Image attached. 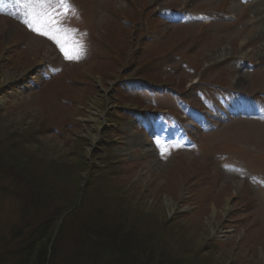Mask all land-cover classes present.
<instances>
[{
    "label": "rangeland",
    "instance_id": "1",
    "mask_svg": "<svg viewBox=\"0 0 264 264\" xmlns=\"http://www.w3.org/2000/svg\"><path fill=\"white\" fill-rule=\"evenodd\" d=\"M257 1L0 0L1 147L49 176L69 243L108 200L116 223L191 264H264ZM72 10L83 13L67 43L83 53L68 60L24 21ZM22 194L0 184V253L14 228L23 237L47 223L32 214L27 225Z\"/></svg>",
    "mask_w": 264,
    "mask_h": 264
},
{
    "label": "trees",
    "instance_id": "2",
    "mask_svg": "<svg viewBox=\"0 0 264 264\" xmlns=\"http://www.w3.org/2000/svg\"><path fill=\"white\" fill-rule=\"evenodd\" d=\"M1 145L0 141V184L4 179L9 180L18 191L23 192L21 217L25 221H30L28 218L33 214L36 220L42 221L44 218L43 221L47 223L36 230V235L30 233L23 237L19 236L21 228H14L8 245L2 243L0 264H191L187 259L190 255L178 256V252L165 244L160 236L152 241L132 233L124 224L116 223L115 215L109 211L111 203L108 204V200L103 202L105 207L96 205L94 213L81 222L85 223L86 228L80 230L77 237H82V240L69 243L72 238L69 230L73 229V222L66 225L60 216L53 214L56 199L47 196L51 193L46 190V187H50L48 183L51 179L47 183L43 178L48 179L49 176L34 163V159L27 157L30 163H25V158H21L17 149H10L11 145ZM29 164H33V167ZM86 199L89 197L85 196L82 203ZM27 225L32 223L28 222ZM63 229H66L67 235H62ZM63 240L69 244H62Z\"/></svg>",
    "mask_w": 264,
    "mask_h": 264
},
{
    "label": "snow or ice",
    "instance_id": "3",
    "mask_svg": "<svg viewBox=\"0 0 264 264\" xmlns=\"http://www.w3.org/2000/svg\"><path fill=\"white\" fill-rule=\"evenodd\" d=\"M67 2L68 0H59V3L61 5H65L67 4ZM24 23L27 27H29L30 31H33L37 35H42L47 39L52 40L60 49L65 59L73 60L81 58V55L83 53V45H68L66 35L61 36V30L58 27L59 22L56 21L53 17H46L45 14L37 17L35 21L25 20Z\"/></svg>",
    "mask_w": 264,
    "mask_h": 264
},
{
    "label": "bare ground",
    "instance_id": "4",
    "mask_svg": "<svg viewBox=\"0 0 264 264\" xmlns=\"http://www.w3.org/2000/svg\"><path fill=\"white\" fill-rule=\"evenodd\" d=\"M262 2H264V0H262ZM240 7H243L242 5H240ZM258 17H262L264 18V8L259 12V16ZM226 55V52L223 51L219 54H217L215 57L217 58L216 60L218 59H223V57Z\"/></svg>",
    "mask_w": 264,
    "mask_h": 264
}]
</instances>
